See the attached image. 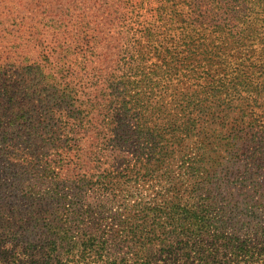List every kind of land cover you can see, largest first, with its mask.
I'll return each mask as SVG.
<instances>
[{
	"label": "rangeland",
	"instance_id": "obj_1",
	"mask_svg": "<svg viewBox=\"0 0 264 264\" xmlns=\"http://www.w3.org/2000/svg\"><path fill=\"white\" fill-rule=\"evenodd\" d=\"M254 3L0 0V264L264 263Z\"/></svg>",
	"mask_w": 264,
	"mask_h": 264
},
{
	"label": "trees",
	"instance_id": "obj_2",
	"mask_svg": "<svg viewBox=\"0 0 264 264\" xmlns=\"http://www.w3.org/2000/svg\"><path fill=\"white\" fill-rule=\"evenodd\" d=\"M259 4L260 6H262L263 5V3H264V0H255V3L254 4ZM102 9H104V8H100V10H102ZM119 10H121V8H118ZM103 12H105L104 10H103ZM107 15L109 16L110 14H108L107 13ZM203 16V14H201V17ZM200 24V28H195L193 31V33H195V34H199V33H201L202 35H206L207 33H206V29H208V25L205 23V22H200L199 23ZM248 28H251V26L250 25H248V26H246V28H245V30H247ZM216 30V29H215ZM84 32H85V34H84V37H85V35L86 36H88V35H90L91 34V36H93V34L92 33H94L93 31H92V29H90V27H88V26H84ZM206 33V34H205ZM187 35H189V34H187ZM205 38L207 37V35L206 36H204ZM41 44V43H40ZM58 45H57V43H56V45L55 46H53V49H52V51H51V53H49L48 54V56L45 58L46 59V62H48V64H47V67H48V69L50 70V71H58V72H60V73H65V72H67L68 71V73H67V76H69L71 79H73V77L74 78H78L79 79V88H78V90L82 93V94H84L85 95V93H86V89H85V86L83 85V83L85 82V79L84 78H87L88 76H89V68H88V63L86 62V61H82V62H80V61H78V60H75V61H73V62H71L70 61V63H69V65L67 66V67H63V66H61V64H59V63H54V62H52V59H51V57H53L54 56V53H55V48L57 47ZM45 54H43V56H44ZM55 57V56H54ZM56 59H57V57H55ZM38 64H40L41 62L40 61H38L37 62ZM29 68L31 67V65H29L28 66ZM264 72H262V74H263ZM65 78H66V80L68 81V78L66 77V76H64ZM63 82V81H62ZM70 82H72V80L70 81ZM78 82H77V84H78ZM81 82V83H80ZM56 83V82H55ZM76 95L77 94H73V95H70L69 96V98L70 99H68L69 101H73L74 99H76ZM73 103V102H72ZM61 115V114H60ZM257 123V120L256 119H253V121L251 122V124H250V126L252 127V126H254L255 124ZM136 128H137V130H138V133L139 134H141V133H144L145 134V132H147V133H149L150 134V136H152V131H156V130H152L151 129V127H143V126H136ZM143 129L145 130V132H143ZM205 135V134H204ZM204 137H206V136H204ZM208 137H206L205 139H207ZM149 142V141H148ZM147 142V143H148ZM156 143L157 142H154V145H156ZM200 144H199V146H198V148L200 149V150H204V149H206L205 148V144H204V142H199ZM151 149H154L155 148V146H151L150 147ZM69 195H71V194H69ZM153 231V233L154 234H156L157 233V229H154V230H152ZM150 237H152L151 235H149ZM161 237H160V240L159 241H166V242H168L169 241V238L167 237V236H164V237H162V235H160ZM153 238V237H152ZM155 239V238H154ZM262 264H264V263H262Z\"/></svg>",
	"mask_w": 264,
	"mask_h": 264
}]
</instances>
